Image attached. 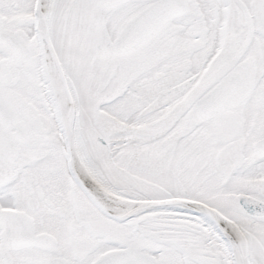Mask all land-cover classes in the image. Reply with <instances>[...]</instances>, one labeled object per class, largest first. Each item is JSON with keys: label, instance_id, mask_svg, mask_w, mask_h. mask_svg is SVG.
Here are the masks:
<instances>
[{"label": "snow or ice", "instance_id": "6c2138e0", "mask_svg": "<svg viewBox=\"0 0 264 264\" xmlns=\"http://www.w3.org/2000/svg\"><path fill=\"white\" fill-rule=\"evenodd\" d=\"M0 264H264V0H0Z\"/></svg>", "mask_w": 264, "mask_h": 264}]
</instances>
